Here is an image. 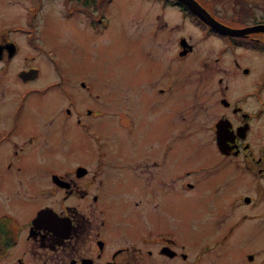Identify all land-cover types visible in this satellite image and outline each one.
<instances>
[{
  "label": "rangeland",
  "instance_id": "374dc122",
  "mask_svg": "<svg viewBox=\"0 0 264 264\" xmlns=\"http://www.w3.org/2000/svg\"><path fill=\"white\" fill-rule=\"evenodd\" d=\"M38 2V42L44 47L46 44L48 53L40 52L30 42L28 28L24 27L26 15L31 12L30 7L37 6ZM67 2L69 0H21L20 6L16 3L12 7L15 12L22 10L21 18L8 17L2 10L0 24L22 20V61L25 53L34 54L37 56L34 62H41L43 66L45 63L49 67L44 80L54 77L56 74L50 69L51 60L44 55L48 56L51 50L55 53L51 55L60 62L61 73L64 76L72 75L76 86L73 88L74 105H70L62 95L61 101L53 100L49 93L37 96L41 97V105L46 104V107H41L46 108L45 111L34 106L33 113H12L18 118L16 130L26 132L31 131L32 127L38 130L39 135L37 144H26L19 154L11 153L10 158L0 160V210L9 207L21 211L25 217L23 232L24 223L28 224L38 208L46 203L59 209L69 204L72 212L77 211L78 218L83 214L90 215V200L70 196L62 202L63 192L60 189L54 193H60L57 197L54 194L40 196L39 192L53 188L51 173L70 172L78 163L87 164L92 169L101 155L100 151L104 150V155L109 156L105 165L108 172L106 199L113 204L111 215L118 224L112 229L117 236H130L137 227L144 226L138 223V218L126 215L122 208L125 198L121 191H128L131 192L127 195L128 199L131 198L130 209L137 212L142 221V214L145 212L149 216L152 210L150 215L156 224L172 227L174 231L183 229L191 237L203 238L210 231L211 235L205 238L211 240L215 231L220 233L229 222L234 221V253H227L219 264H264V192L258 191L256 196L261 197H252L250 202L236 201L233 196H252L253 188H264V177H259L257 173L260 165H256L255 161L245 162L242 156L222 155L213 144V129L210 127L213 120L224 115L233 121L240 118L239 114L228 111L221 102L223 96L244 109L258 110L260 99H264V84L258 86L261 89L259 97L255 92L257 84L253 80L256 82L261 75L264 77V38L244 41L243 36L235 35L234 51L223 48L226 46L223 37H202L199 28L190 23L187 17H182L174 7L168 8L166 19L178 22L160 26L171 30L168 36L160 37V33H156L160 22L156 19L165 13L162 0ZM214 2L218 13H236L234 24L245 25L254 21L252 16L246 17L245 5L234 0ZM247 5L253 8V16L264 19L263 4ZM68 7L74 8L73 13L67 10ZM179 31L187 32L197 41L195 51L182 60L175 56V35ZM253 32L250 33L255 34ZM234 57L238 58L241 67L234 64ZM245 66L249 68L248 72L243 71ZM162 73L165 76L161 77L160 83L166 89H169L172 80L174 84L177 83L168 91L169 108L173 112L180 110L183 117L176 124L170 111L161 110V103L153 106L156 99L163 97V93L153 86ZM219 78L222 82H219ZM83 82L91 86V93L82 86ZM95 92H99L100 97L90 96ZM55 93L57 97L60 95L58 91ZM179 94L186 95L187 100L175 104L173 100ZM85 106L94 112H85L78 121L77 114L82 113L79 109ZM67 107L73 110L68 119ZM157 109L159 113H155ZM35 118V126H31L29 121ZM253 123L252 138L257 145L262 141L260 132L264 127V113L254 116ZM174 125L175 133L193 130L199 147L180 150L184 155L178 154L176 163L189 167L185 178L187 188L180 191L173 186L168 187V191L158 192L163 203L157 207V198L148 195L147 152L149 144L166 138ZM227 128L235 133L229 124ZM13 137L12 133L11 139ZM25 138L23 134L22 139ZM3 146L4 143L0 142V153ZM198 152L202 161L198 158ZM120 157L128 160L137 158L139 163L144 162L132 170L137 175L139 185L136 180L119 177L122 169L118 165L123 162L130 164L128 160H120ZM115 159L114 165H108ZM130 161L133 163L135 159ZM154 170L155 174H160L157 166ZM81 178H84V183L80 186L86 187L89 175ZM191 182L194 185L189 187ZM23 186L33 197L23 198ZM107 196H111L112 202ZM243 203L244 206L240 205ZM243 212L249 213L248 218L244 217ZM199 245L196 243L188 247L186 251L190 252L191 257L193 248H199Z\"/></svg>",
  "mask_w": 264,
  "mask_h": 264
},
{
  "label": "flooded vegetation",
  "instance_id": "af4514ba",
  "mask_svg": "<svg viewBox=\"0 0 264 264\" xmlns=\"http://www.w3.org/2000/svg\"><path fill=\"white\" fill-rule=\"evenodd\" d=\"M81 1L87 3V0ZM196 1L209 13L214 21L223 25L226 29H220L215 25L213 20H207L197 15L183 0H162L161 6L165 8V13L157 16L156 21L160 22V24H157L158 29L156 33H160V37L168 36L171 30L160 28V26H169V23H173L166 19V15L169 14L166 11L169 7H174L182 17H187L190 23L199 28V35L202 37H223L226 42V46L223 48H229L234 51L237 39L235 35L243 36L244 41L246 39L258 41L264 38V31H255L253 32L255 34L250 33L256 29L257 25L263 24L261 26H264V19L253 16V8L247 5L248 3L264 5V0H234L235 3H240L247 7V15L244 14L246 17L249 18L250 15L254 19V21L248 22L245 25L233 23L236 16L234 12L232 14L218 13L214 0ZM69 2L67 3L69 4ZM16 3L20 6L21 0H0V20L2 10L8 17H22V10L15 12L12 9ZM39 7L40 2L37 3V6L32 5L30 7L31 12L26 15L24 27L28 28L27 36L31 37L30 42L34 43L40 52L48 53L42 44H40L41 42H38L39 31L36 18L39 15ZM67 10L73 13L74 8L68 7ZM251 24L256 25L251 26ZM251 27L255 28L252 30L247 29ZM241 29L246 30L242 31ZM175 42V56L179 59L186 58L196 49L197 41L187 34V32L179 31L175 35ZM51 53L55 54L50 50L48 56L44 55L47 59L51 60L52 68L50 69L56 75L44 80L46 78L44 75L48 73L49 67L45 63L43 66L41 62H34L33 60L37 59L36 55L25 53L23 55L24 60L22 61V20L0 24V142L4 143L0 153V160L10 158L11 153L19 154L26 144H37L38 130L32 129V127H30L31 131L27 130L26 132L25 130H16L18 118L12 115V113L22 112V115L33 113L34 106H39L37 107L38 109L40 108L39 110L45 111L46 108L41 107H46V104L41 105V97L37 96H45L49 93H51L53 100L61 101L60 97L62 95L70 105H74L73 88L76 85L73 83V76H64L61 73L60 62ZM28 57L32 59H28ZM233 59L234 64L237 67H241L238 58L234 57ZM63 68H65L64 65ZM246 69L248 68L243 67V71H246ZM42 71L43 75L41 77ZM164 76L162 73L157 78V84L153 83L157 91L163 93L161 99L154 98L156 100L153 106L161 103V110L170 111L176 124L183 117L180 110L173 112L174 110L169 108L168 95L170 92L168 91L176 87L177 83L174 84V80H172V84L174 85L170 84L169 89H166L160 83L161 77ZM260 78L256 82L253 80L254 84H257L255 92L258 93L259 97L261 96V89L258 86L264 84L263 75ZM218 80L222 82L221 78ZM82 86L91 93L90 85L83 82ZM70 87L71 93H69ZM57 91L60 92L58 97L55 93ZM90 96L98 98L100 97V93L95 92ZM177 98L183 100H176ZM177 98L173 100L175 104L185 101L187 97L186 95L179 94ZM260 100L258 110L249 111L244 109L240 104L231 103L227 97H221V102L227 107L228 111L232 110L234 114H239L240 118L233 121L229 116L224 115L213 120L210 127L213 129V144L222 155L242 156L245 162L255 161L256 165H260L258 167L259 172H257L260 175L259 177H264V127L260 132L262 141L256 145L252 138L254 116L264 113V99ZM26 104L27 107L25 108ZM66 110V119H68L72 116L73 110L71 111L69 107ZM79 110L82 113L77 114L78 121H80V117L85 112L89 114L94 112L93 109L86 106ZM159 112V109L155 111V113ZM179 112L181 117L178 116ZM222 122L225 123L226 131L224 138L220 136L221 141H219V126ZM29 123L31 126H35L36 118L34 121H29ZM228 124L235 133L228 130ZM174 128L175 125L166 138L149 144L150 149L147 152L146 159L149 168L148 195L152 198H157V207L163 203L158 196V192L168 191V187L173 186L180 191L187 188L185 178L187 168L189 167H185L186 164L184 163L181 165L176 163L177 155H184L180 150L185 148L186 151L188 147H199L198 140L193 136V130L175 133L173 132ZM12 133L14 134L13 139H11ZM23 134L26 137L25 139H22ZM102 151H100L101 155L92 169L87 164L78 163L70 172H53L50 174L53 188L41 189L39 192L40 196L53 195L60 189L63 192L62 202H65L70 196H79L90 200V204L88 205L90 215L83 214L78 218L76 216L77 211L74 210L72 212L69 204L65 208L59 209L52 204L46 203L38 208L37 214L28 224L24 223L23 230L25 232H23L22 223L25 217L21 211L17 212L11 210L9 207L0 210V264H219L227 253H234L233 240L236 229L234 221L229 222L220 233L215 231V236L211 240L210 238H205L207 235H211L210 231L203 238L191 237L183 229H176L174 231L172 227L156 224L153 216L150 215L152 210L149 216L145 212L142 214V221L141 216L130 209L131 203L129 199L131 198L128 199L127 195L131 192L128 191H121L123 192L122 197L125 198L121 204L122 208L126 215L131 214V216L138 218V223L144 226L137 227L130 236H117L112 229L115 224H118L117 220L114 221L112 219L111 206L113 204L106 199V175L108 172L105 165L109 161V156L104 155L105 152L104 150ZM200 152H198V158L202 161V157L199 155ZM131 159H135V162L132 163ZM131 159L128 160L125 157H120V160H128L130 164L123 162L118 165V168L122 169L120 172L121 176L119 177H126V179L131 181L136 180L137 185H139L137 175L132 170L134 166L141 165L144 162L139 163V159L137 160V158ZM115 162L116 159L113 162H109L108 165L112 166ZM156 166L160 174H155L154 169H156ZM85 175H89V178L86 181V187H81L80 185L84 183V178L81 177ZM190 185L192 187L194 184L191 182L189 187ZM1 189L4 190V188ZM22 191L24 199H27V196L33 197L26 190L25 186L22 187ZM258 191L264 192V188H253L252 196L250 194L243 196L234 194L233 196L236 197V201L242 202L246 199H250L251 201L252 197H261L256 196L259 193ZM59 194H54L53 196L57 197ZM107 197L112 202L111 196ZM134 202L138 203L139 201L135 200ZM240 205L244 206L245 203ZM156 208H153V210ZM243 214L244 217L247 216L248 218L249 213L243 212ZM240 224L241 222L238 225ZM201 240L203 241L200 242ZM196 243H200L199 248H193V256L191 257L190 252L186 250L189 246H195ZM251 257L254 258L253 254Z\"/></svg>",
  "mask_w": 264,
  "mask_h": 264
},
{
  "label": "water",
  "instance_id": "95a60500",
  "mask_svg": "<svg viewBox=\"0 0 264 264\" xmlns=\"http://www.w3.org/2000/svg\"><path fill=\"white\" fill-rule=\"evenodd\" d=\"M184 3L186 5H188L197 15L205 18V19H211L213 20L209 13L196 1V0H183ZM213 22H215V25L217 27H219L220 29H226V27H224L223 25L217 23L216 21L213 20ZM255 27H251V28H247L248 30H252L254 29ZM242 31L243 30H246V29H241ZM254 31H264V26L262 27L261 25L256 27V29ZM226 131V128H225V123L222 122L219 126V141H221V137L224 138V133ZM221 136V137H220Z\"/></svg>",
  "mask_w": 264,
  "mask_h": 264
}]
</instances>
